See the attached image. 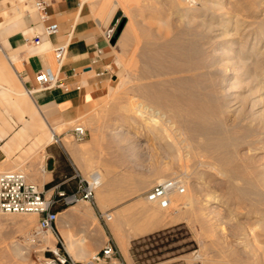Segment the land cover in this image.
<instances>
[{"label":"rangeland","instance_id":"374dc122","mask_svg":"<svg viewBox=\"0 0 264 264\" xmlns=\"http://www.w3.org/2000/svg\"><path fill=\"white\" fill-rule=\"evenodd\" d=\"M10 1L13 10L18 7L21 13L25 10L34 11L32 0ZM78 1L83 2L84 9L94 20L106 26L110 43L106 54L107 66L112 75L99 95L92 100L93 109L80 118V123L94 137L102 138L107 133L122 139L124 143H131L133 152L143 155L147 164L154 165L156 171L160 172L154 185L171 178L178 179L184 186L183 192L172 194L167 208L147 201L160 217V223H177L162 226L137 239L131 252L135 264H264V129L258 126L264 119L252 120L246 105L253 97H261L258 109H262L264 91L250 94L248 78L238 73L252 64L247 63V67L242 70L237 62L234 65L231 59L221 58L233 64V72L240 81L238 86L235 84L228 91L216 85L215 80L211 88L204 77L202 81L198 79L190 83L192 96L208 103V106L203 107L198 103L194 108L195 112L191 114L194 129L189 133L183 128L181 120L187 111L178 105H167V100L161 99L158 103L162 106L156 105L154 110H162L161 114L165 112V119H162L171 138L166 132L155 128L153 131H157L160 137L152 139L147 133L151 126L149 119L138 115L135 108L141 96V101L146 104L136 87L140 83L163 80L165 89L177 94L182 81L166 79L176 76L181 78L185 72L180 69L171 72L169 68L175 66L168 65L167 52L162 51L159 54L162 68L167 67L163 69V74L140 77L137 70L141 68L142 62L138 58V47L145 38L161 41L182 29V20L179 13L174 11L173 0ZM115 2L117 6L112 12L113 17L106 18L107 13L102 16L100 10H105V4H109L107 12ZM208 3H213L214 9L203 12L214 14L215 52L216 45L220 46L225 39L224 30L229 23L228 32L243 31L249 41L260 39L259 48L264 49V0H208ZM8 11L7 8L1 13L7 14ZM203 12L199 11V17ZM197 22L189 26V31H195L201 37L202 30L198 28ZM121 23L122 27L117 32ZM122 34H126L127 43H121ZM223 98H228L235 105L244 103L240 114L223 110ZM119 128L122 131L116 132ZM188 136L192 140L190 143H187ZM206 138H214V143L215 140H226L214 158L204 155L198 148V144ZM187 147L189 150L185 149ZM212 163H220L223 172L220 173L215 165L213 168ZM214 196L217 202L211 203ZM180 201L186 204H176ZM36 223L35 213L0 212V264L41 263L44 248L43 241L39 240L41 235L34 233ZM118 263H123L122 259Z\"/></svg>","mask_w":264,"mask_h":264},{"label":"crops","instance_id":"0c3cea01","mask_svg":"<svg viewBox=\"0 0 264 264\" xmlns=\"http://www.w3.org/2000/svg\"><path fill=\"white\" fill-rule=\"evenodd\" d=\"M47 2L44 21L35 11L21 13L11 9L10 0H0V170L24 171L45 197L55 200L51 208L57 216L43 240L42 248L48 244L44 256L59 247L58 237L62 253L76 261L88 260L111 242L118 259L135 264L133 240L177 222L160 223L147 202L145 193L160 172L134 153L131 143L107 133L94 137L88 129L83 140H69L72 125L91 112L92 100L112 76L106 56L110 43L106 26L90 16L83 2ZM7 8V14L1 13ZM49 22L57 23V31L33 44ZM65 41L68 51L58 74L68 87L37 88L35 74L45 67L55 71L52 50ZM93 172L99 185L91 202L61 200L58 191H74L79 176ZM104 211L111 220L98 217Z\"/></svg>","mask_w":264,"mask_h":264},{"label":"bare ground","instance_id":"6f19581e","mask_svg":"<svg viewBox=\"0 0 264 264\" xmlns=\"http://www.w3.org/2000/svg\"><path fill=\"white\" fill-rule=\"evenodd\" d=\"M189 1L190 0H173V2H174L173 8H175L174 11L179 13L181 20H182V29H179L176 32H174V34H172V36L169 39H165V40H161V41H158L156 39L145 38L142 41H140L141 45L138 47L139 48V55L138 54L137 55H138V58L142 62L141 68L140 69L138 68L139 70H137V73L140 77H145V78L147 77L148 78L149 76H156V75H159L160 73L163 74L162 73L163 69L167 68V67L163 66L164 68H162L163 64L159 58V54L162 51L167 52L166 58L168 61V65H170L171 67L175 66V68L174 67H172V68L168 67L170 70H172L171 72H173V70L176 71V69H180V71L185 72V73H183L184 75L181 78H179V76L177 78V76H176V77H169V79H166V81H171V80L173 81L176 79L182 81L181 89L177 91V94H176V92L175 93L168 92L164 87L163 80H157V81H152V82H148V83H140L136 87V89L140 93H142V95L144 97V101H146V104H144V102L141 101L143 99L141 96V100H139V103L135 106V108L137 109L138 115H140L141 117H147L149 119L148 122L151 123V126H150V124H148L150 126V128L147 129V133H148V135H150V137L152 139H155V140L159 139L160 135L157 134L158 133L157 131H156L157 133L154 132L153 129L158 128L160 131L166 132L167 135H169V132H170V131L167 132L168 127L165 128V126H167V125H164L165 122L162 119L164 116H166L165 112H162L163 114H161L160 111H162V110H160V108H159L160 111L154 110V107L156 109V105L159 106L161 104V103L160 104L158 103L161 99L164 98L165 100H167V102H168L167 105H178L183 110L187 111L181 120H182L183 128L189 133L194 129L193 128V120L191 118V114L193 115V112H195L194 108L197 107L198 103L200 106H203V107L208 106V103H206V102L204 103V101L195 99L192 96L191 89H190V83L197 82L198 79H201V81H202L203 80L202 77H204V79L207 80V82H209V85L211 86V88L214 87V82L216 81L215 82L216 85H219L223 90L228 91L231 89V88L229 89V87H232L235 84H237V86H238V84H240V81H239V79H237L235 72H233L232 65L235 62H237V64L242 67V70L245 69V67H247L246 66L247 63L252 64L250 67L246 68L244 71L238 72L240 74V76H244V77L248 78V82L250 84V91H249V89H248V91L250 92V94L255 93L259 90L264 91V49L259 48L260 39H256V40L253 39L252 41H249V38H246V33H244L243 31L238 32L237 30H235L231 33L228 32L229 31L228 27L230 26V23H229V25H227L225 30H224L225 31V34H224L225 39L222 37L224 39V41L222 42V44L220 46L216 45L217 51L215 52L214 51V24H213L214 23V14L211 12L209 14L203 12V11H206L208 9L209 10L214 9V4H213L214 2L211 4V3H208V0H196V1L191 0V1H194V2L190 1L191 3ZM105 5L107 7L104 8L105 10L101 9L100 13L102 16H104L107 13V15L105 16L107 18L110 15H112L111 13L114 11L115 7L117 6V2L112 4V6H110V8L107 12H106V10H107L109 4L108 5L105 4ZM103 7H104V5H103ZM199 11L203 12L202 14L200 13L201 14L200 17L198 15ZM101 15L99 14V16H101ZM197 20H198V22H197L198 28L199 29L201 28L202 34H203V36H201V37L199 35H197L195 33V31H189V26ZM161 23H164V21L163 22L161 21ZM165 23H167V22H165ZM197 29H195V30H197ZM259 32H261V31H259ZM125 35L126 34H122V40H120L121 43H123V44L127 43V37ZM215 35H216V33H215ZM148 36L149 35H147V37ZM216 37H218V36H216ZM137 44H139V42ZM135 46H137V45H135ZM221 58L222 59L223 58L224 59L225 58L231 59L233 64H231V63L229 64L230 61L227 63V62L221 60ZM177 60L180 62L178 63ZM220 61H223V62L220 63ZM166 71H168V70H166ZM223 92H225V91H223ZM227 94H228V92H227ZM229 95H227V96L231 97L232 93ZM254 96H255V94H254ZM245 97H246V95H245ZM259 98H261V97H258V98L253 97V99L250 101V103L246 102L247 103L246 105L248 106V112L250 115L249 117L252 120L260 119L262 121V119H264V105H263L264 103L262 104L263 105L262 109H258V107L261 104ZM229 101L230 100L228 98L224 99V104L221 105L223 110L230 111V112L236 113V114H238V113L240 114V112L243 110L244 103L243 104L239 103L238 105H235L234 103H230ZM161 106L162 105H160V107ZM127 107L129 108V106H127ZM164 119H165V117H164ZM203 120H204V118H203ZM145 123H147V122L145 121ZM258 126H262L264 129V121L262 122V124L261 123L258 124ZM184 129H183V131H184ZM202 130H203V128H202ZM202 130H200V131H202ZM117 131L118 132L122 131V128L117 129ZM204 131H203V133H204ZM200 134L203 135L202 132H200ZM169 137H170V135H169ZM172 138H174V137H172ZM186 139H187V143H190L192 141L191 137H189V136ZM263 141H264V138H263ZM224 142H222L219 139L218 141L215 140V143H214V138L213 139H207L206 138V139L202 140L201 143L198 144V148L204 153V155L214 158L216 151H218L221 148V146H223ZM229 143H230V141H229ZM263 147H264V143H263ZM185 149L189 150L188 147ZM191 151H193V150H191ZM209 160H211V159H209ZM214 165H215V167H217V169L220 171V173L223 172V169H221V167H219V166H221L220 163H218V164L212 163L213 168H214ZM263 182H264V180H263ZM210 201H211V203L217 202V197L214 196ZM87 202H89V201H87ZM170 203H171V198H170ZM184 203L186 204L185 201H180V202H177L176 204L183 205ZM210 207H212V206H210ZM48 231H46L44 234H42L40 236L39 240H41V241L45 240L47 238L48 234H50V233H48Z\"/></svg>","mask_w":264,"mask_h":264},{"label":"built area","instance_id":"2783aa9c","mask_svg":"<svg viewBox=\"0 0 264 264\" xmlns=\"http://www.w3.org/2000/svg\"><path fill=\"white\" fill-rule=\"evenodd\" d=\"M1 6V5H0ZM31 6L42 20L48 18V2L46 0H32ZM58 25L56 22L47 23L41 36L36 35L32 39L33 44H38L43 35L56 32ZM109 38V37H108ZM1 50V48H0ZM53 57L56 65L55 71L48 67L41 68L35 74L37 88H48L58 86L67 88L68 85L60 80L59 70L62 67L67 51V41L58 43L53 47ZM78 88V86H76ZM72 140L81 141L86 136V128L81 123H76L70 128ZM52 139L58 141V137L52 135ZM99 176L93 172L88 177L79 176L77 188L69 193L58 191L61 200L68 204L76 201H89L94 199L96 188L99 185ZM184 186L178 179H164L153 185L145 194L147 201L157 204L160 208H167L170 205V198L174 192H183ZM54 199L45 197L35 183L28 181L26 174L22 170H8L0 172V212L1 213H35L38 220L35 227V235H42L53 228L57 213L51 206ZM98 217L102 221L111 220L112 214L108 211L99 212ZM59 247L52 249L50 256H44L40 264H123L118 263V250L111 243H106L102 249L93 254L86 261H76L68 255L62 253L61 240L57 237ZM44 249L48 246L44 244Z\"/></svg>","mask_w":264,"mask_h":264},{"label":"trees","instance_id":"16d2710c","mask_svg":"<svg viewBox=\"0 0 264 264\" xmlns=\"http://www.w3.org/2000/svg\"><path fill=\"white\" fill-rule=\"evenodd\" d=\"M135 242H136V240H133V242H132V246H131V252L133 253V249H134V247H135Z\"/></svg>","mask_w":264,"mask_h":264},{"label":"water","instance_id":"95a60500","mask_svg":"<svg viewBox=\"0 0 264 264\" xmlns=\"http://www.w3.org/2000/svg\"><path fill=\"white\" fill-rule=\"evenodd\" d=\"M121 27H122V23L119 25V27H118V29H117V32L120 31Z\"/></svg>","mask_w":264,"mask_h":264}]
</instances>
